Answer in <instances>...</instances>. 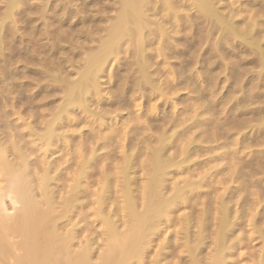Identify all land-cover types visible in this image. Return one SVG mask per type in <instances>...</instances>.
<instances>
[{"label":"bare ground","instance_id":"obj_1","mask_svg":"<svg viewBox=\"0 0 264 264\" xmlns=\"http://www.w3.org/2000/svg\"><path fill=\"white\" fill-rule=\"evenodd\" d=\"M32 1H34V3ZM32 1L4 0V6L2 9L0 8V124L3 123V127H5H2L3 129L0 128V172L4 173L1 175H5L3 178L4 181H6V183L4 182L5 185L1 186L0 184V259L1 256H7L12 253V246L10 247V244L6 243L7 240H5L7 234L9 236L10 233L14 234L13 232H19L25 234V237L23 236L24 240L22 242L20 241V244L18 243L19 248L24 249L27 254H25L27 259L25 257L23 264H44L48 261V257L41 256V254L36 257L32 256L30 253L33 250L32 247L30 251L31 246L36 248L42 247L43 249L45 247L47 248V246L54 244L53 242L56 241L55 237L57 236L52 235V231V234L39 233L40 229L44 228V222L46 223L48 220H46V218L49 213L44 214L43 211L42 214L41 210H38L39 204H37L38 206H36V203L33 204L35 201H33L32 193L34 192L31 190L32 185L30 186L29 183L31 184V180L36 182L39 194L44 197L42 201L44 199V201L46 200V204H49L48 201H50L49 199L51 198L47 196L48 194L46 192L48 191L47 183L49 182L47 177L49 178V173L55 170L56 165L47 164V155L51 150L59 147H62L59 148L60 150L66 151L68 150L69 143L76 141L75 149H77V151L71 153L73 155L72 157L75 159L76 167L75 171H73V175H71L72 182L70 183V187H72V184H79L78 182L80 179L77 178L78 175L85 174L87 176L88 170H91L93 165L96 167V164L103 163L102 165L100 164V170L98 171L100 173H97L99 174L97 183L100 190L99 192H93V195L95 192V195L97 194L95 196L97 201V209L95 212L100 217L101 223L105 226L106 233L109 235L113 234L114 237H118V234L115 235L117 232L116 228H118L121 223L130 224L128 226L132 229L129 230L127 227V231H129L128 234L124 230L125 228L123 229V232L127 234L126 240L123 236V239L118 240L121 245H119L117 241L110 245L111 248H118L119 246H121V249L123 246L125 249L127 248V250H125L127 253L123 249L125 255H123V253L122 256L137 255L139 252H143V250L138 247H136L138 249L130 247H133L135 243H140V241L137 242L139 238L142 240V237L146 235L144 233L142 236L141 233L146 230L149 231L153 227L155 228L154 225L156 224L153 220L156 219L153 218L157 217L158 219L160 215L166 218L164 221L166 226L175 223L174 220H180V224L178 223L180 225L179 235L181 234L182 237L186 238L184 243L186 249L189 251V255L191 254V259H193L192 256L194 255L192 254L197 251L198 247L197 243H192L194 244L193 246L192 244L190 245L191 241H188L189 236H191L189 233L191 219L187 215H182L180 218L176 216V219H174L175 216L173 217L172 215H175L173 212L180 209V207H190V204L194 206L196 202L200 203L198 200L212 188V190L215 191L212 199L215 203H213L214 206L210 208L213 207L212 210L214 209L212 218H214L213 229L215 245L213 248L214 251L213 253L211 252L212 254L209 258L211 259L209 260L210 264H220L223 255H227L233 250L236 251L243 245L246 247V240L252 239L251 237L255 235L254 233L261 239L262 248L260 249L262 250L261 253L259 251L256 252L255 255L260 253L258 254L260 258L258 257L259 260L256 262L257 255L256 259H253L256 263H253L264 264V230L259 226L261 223L264 225V205H262L259 211V205L261 201L264 200V179L262 180V178L259 177V179H256L254 177L255 180H253V175L250 173L253 172L254 174L255 171H251L252 168L245 171L247 168L243 166V159L239 156L242 147L247 146L248 143L251 144L250 140L249 142L246 140L248 136H241L240 133L234 136L236 135L235 132H233L234 135L232 133V131H237L241 127L239 118L241 117L242 120L244 111H239V107L245 106L246 104L243 102L245 101L246 103L248 100H244L243 98H241L243 100H239L240 98L237 97V101L231 103L232 105L227 107L226 104L230 101L226 100L229 98L227 97L224 98V100L222 98L220 105L218 104V100V103L213 100L216 90L207 96L205 91H203L205 85L201 84V81L207 83L209 80L207 75L211 78L215 77L213 71L214 69L217 70V68L223 71V73L226 71V74H228L231 70L233 74L236 73L237 75V72H234L238 69L237 67H239L237 63V67L234 69L235 65H233L232 68H228V65L222 62L223 54L227 55V51L225 53V44L227 42L231 43L234 40L250 48L251 50L249 49V51H253L255 54L253 52L250 53H253L254 56H259L255 59L256 61L260 60L259 70L261 67L263 70L264 51L261 48L263 45H260L261 39H259L263 31H258L260 27L256 28L259 21L256 20L258 21L256 22L254 20L251 23L250 20V24H246L242 27L243 25L240 24L241 22L239 20V13H242L244 9L242 6V8L239 7L238 4L234 6L239 0H117L115 4H117L116 8H118V10L116 11V15H114L115 17L113 16L112 20L108 18L109 20H107L108 22L106 21L105 25H103V23L101 24L102 26L99 25L97 27L95 25V28H98V32L97 30H95V32L92 28L82 30L83 27L80 30L79 28H75L76 30L73 28L75 32H72V26L68 30L65 28L66 31L64 29L63 31L61 30L64 32L62 34H65L62 35L64 37L62 38L64 40L70 39H68L69 41L67 40L68 43L73 41L75 44L77 40L75 39L74 41V36L76 38V36L79 37L80 35H84L85 39L89 40V42L81 43L77 41L81 43L79 46L71 42V44H68L71 47L64 48L57 42L58 39H60V35L58 34H61L58 32L57 34L55 33L58 35L57 41L52 35L50 44L48 43L49 45L43 42L39 45L37 42L32 52H29L25 49L28 48L27 46L24 48L19 47L13 39L8 41L7 37L16 34L17 29L20 30L16 24L19 23L21 27H27L30 21L28 18L31 13H36L37 16L40 15L41 17H39L42 18L44 13L47 12H45V5L50 0H38L39 3L37 2V5L35 4V0ZM246 6H250L249 8L251 9L252 5L249 4ZM244 8L248 9V7ZM75 14L79 16L80 12L77 11ZM243 15L242 17H244ZM57 16L58 15H56V20H53L55 16L53 19L50 16L52 21H56L57 28L58 24L61 25L63 22L67 23L72 17L70 12L64 13V15H62L63 17L58 19ZM84 20L85 19L81 17H77L72 23L74 25L78 22L84 24ZM52 21L49 22L51 27L55 25H51ZM94 21L91 22L92 24L90 25H93ZM242 22H244L243 19ZM46 27L44 26V28ZM60 28L62 29V26L59 27V30ZM38 30L39 29H37V33ZM22 31L21 33H23ZM26 31L29 30L27 29ZM31 31L32 32L29 31V34H34V31ZM48 32H50L51 35V30ZM53 32H55V30H53ZM42 34L46 33L44 32ZM94 35H97V42H95ZM32 36L30 37L32 38ZM59 42L61 41L59 40ZM65 42L66 41H64V43ZM204 44L206 47L203 46L205 47L204 50H202L203 52H201V50L197 51L199 48L197 49L195 45L202 46ZM62 45H64L63 42ZM75 48H79V50L75 51ZM64 52L66 56H63ZM206 52L209 53V55L205 54ZM228 55H230V53ZM35 56H37V59H39V56V60L43 59L46 63L50 61V63L54 65V67L50 65V68L53 67L51 73L48 74L47 72L46 74L49 75L52 82L59 84L58 87L54 85V88H58L57 90L59 91H43V94H39L40 99L38 101L41 102L40 106L46 105L48 103L46 99L54 95V93L55 95L59 94V100L56 104H53V106L50 105L52 107L44 110L45 112L41 113V115L40 113L38 114V116L40 115L41 117L39 120V131H36L37 129L35 130L31 126H27L28 135L35 136L40 145L38 151L42 153L39 155V158L37 156L38 160L35 161L36 168L41 171V173L40 175L33 176V174L30 175L28 171L21 169L24 166V168L27 169L25 165L27 161L25 160L26 158L24 159L25 156L22 154V147H20L21 143L19 141L21 137L25 135H23L24 133L22 134L20 132L19 134L18 132L19 136L17 137V126L20 124H15L13 120L7 121L6 117L13 115L17 103L19 101L22 103L23 101H21V99H24L20 96L23 93L18 90V83L16 84L18 73H23L24 71L22 72V70L24 69L18 72L20 69L16 66V63L22 60L25 64L29 65ZM174 57L179 58V61L177 64L174 62L172 65L170 60L171 58L174 59ZM236 60L238 61V59ZM250 62H252V59ZM42 63L39 61V64L42 65ZM66 64H69V66L75 64L77 68L66 70V68L64 69ZM122 65L125 67L124 73H122V70H119ZM69 66L67 65L68 68ZM25 68L27 73L34 72L32 70L33 68ZM199 69H202L203 72L198 74L197 71ZM24 73L22 75H24ZM27 73H25V76H27ZM42 73L45 74L44 72ZM232 73L230 74L232 75ZM206 76L207 79L200 81V77L202 79ZM251 79H253V76ZM207 84L211 83L208 82ZM109 85H116L119 91H115L116 88L112 91H103L105 87ZM183 86L191 90L189 91V93L191 92L190 96L181 97V91H171V89L174 90V88L180 90ZM157 97L162 98L160 104H149L151 100ZM30 98L31 97L26 99V101L24 100L25 103L29 104ZM138 100L140 101L138 102ZM144 102L150 106L148 109L141 106ZM179 103L183 106L174 111V107L176 104L179 105ZM165 104L171 106L167 111L164 107ZM6 107H9V110H5L4 108ZM237 109L240 117L235 116L238 112L235 113ZM123 111H126V116L123 115ZM242 112L243 114L241 115ZM215 113L222 115L224 119L222 117L221 119H223V121L221 119L216 120L219 116L217 117ZM232 113L233 115L235 113V115L231 118ZM228 117L230 119H235L234 117H236L238 123L232 122ZM4 118H6L5 122ZM20 122L21 125L24 123L23 118ZM257 125L261 124L259 123ZM20 127L21 126H19V128ZM84 127L88 130L86 134H83L81 131ZM262 128L263 131L264 125ZM255 129L256 132H258L257 128ZM236 133H238V131ZM33 138H31V143H33ZM251 141L253 142V136L251 137ZM90 143L93 144L91 145ZM30 148L32 150L31 146ZM96 149L102 151V154L98 156L97 159L94 158ZM9 153L13 157L12 162L7 161V154ZM263 156L264 155H262V157ZM115 160L116 162L114 164L113 161ZM249 160L245 161V165L248 166V164L251 163ZM111 161L113 162V169L108 167L109 170H107L106 164ZM134 165L136 167L134 170H139L142 176L145 177V179H143L140 175V178H142L140 179L138 176V181L140 179V182H136L137 179H135V176L133 177V175H135V172L134 174L132 173L134 171ZM250 167L249 165V168ZM19 168L21 170H19ZM110 169L112 171L109 173ZM109 174L110 176L112 174L113 177L112 182L114 184L112 188L115 189L116 192V195H113L114 197H110L113 190L112 192L109 191L112 184L111 181H109L112 179V177H109ZM181 174L185 176L187 174V176H183L184 178L181 176L182 179L179 177L181 179V181L179 179V182L174 180L173 177ZM1 175L0 177H2ZM195 175L198 176L195 177ZM245 175L249 178H253H251L252 180L249 179L250 181L247 182L249 183L248 185H257L260 187H255L257 188L255 189L257 192L253 190L254 186H252V190L249 188V193L252 192L248 196V193L245 192L246 188H248L247 185V187L245 186L246 182L244 183ZM168 178H173V181L168 180L169 184L172 182L171 186L168 185L170 189H166L168 188L166 187V179ZM177 178L178 177L175 179ZM235 181L239 185L234 188L230 187L231 189L228 190L231 184H235ZM241 183L246 188L240 185ZM219 185H223V192H221L222 190H220ZM216 189L220 190L218 194ZM227 190L229 193H226ZM163 191H165V193ZM235 193H238L236 195L239 197L235 198ZM251 194L252 196H250ZM209 195L210 194H206L207 199L212 198V196L209 198ZM215 196L216 198H214ZM232 197L236 200H232ZM110 198L112 200L111 203L113 202L112 204H114L115 202L116 205L114 204V206H117L116 211L118 210V212L115 211L117 215L119 211L120 214L123 213L122 216L120 215L121 217L118 215V219L120 218L119 221L116 220L117 215L113 212V215H116V219L114 218V220H116V222H121L118 223L119 225L115 222L116 228L114 220L111 221L112 218L109 211L106 214V210H104L105 208L103 207L104 203L110 202ZM113 198L115 199L113 200ZM206 198L204 199L206 200ZM5 199H9V203H11L13 207H15L14 205L16 202L27 205L25 207L27 211L25 213L20 212L21 214L15 213L16 216L11 215V217L9 215L7 216V214L5 215L3 212L4 206H2ZM205 200L202 202L207 203V200ZM232 201H234L233 204L235 206L232 204ZM136 202H139V207L141 206L142 208H140L141 210L139 212L141 213L143 209H146L145 212L148 214H139V212H137L138 210H135L137 207L135 206ZM230 203L232 204V208L233 206L235 207L233 214L231 213L233 209H230ZM200 204L199 206L202 207L203 204ZM205 205L199 208V211L197 210L198 208L196 209L198 218L195 220L197 222H194L196 227L198 226V232H196V235L194 233L197 238L194 237L195 240H199L198 238L204 233L203 229H205L206 217H210L207 212L210 211L209 206L212 205V203L209 205L207 204L208 211ZM192 208H196V205ZM50 219H52V217ZM50 219L48 221H50ZM246 221L248 223L245 225H249L248 227H251V231L244 235H238L240 234L239 232L235 234L236 237L232 238V236L230 238L229 235H233L234 228L237 227L242 230ZM158 222L157 220L156 223L158 224ZM47 223L49 224L50 222ZM131 224H134L133 226L135 227L133 228ZM37 227L39 228L37 233L40 234V236H35L34 234L35 237L32 238L31 235L33 234L31 231ZM48 230L46 227L45 232ZM33 231V233H36L35 230ZM148 231H146V233L149 234L150 231ZM120 232L122 234V231L117 233ZM145 238L146 236L144 239ZM144 239L142 241H144ZM122 240L124 241L123 243H121ZM227 241H229L228 244ZM36 248L33 250L34 253L36 252ZM41 249H38L37 252ZM37 252L35 253L36 255ZM197 253L200 252L198 251ZM119 257L121 259L123 258L121 256ZM121 259H105L104 263L115 264V262ZM196 259L198 260L199 257L195 258V260ZM25 260L27 261L25 262ZM79 260L81 261L82 259L72 260L74 262L73 264H78L77 262ZM195 260H191V264H196L193 263V261L197 262V260ZM232 260L233 258L229 262H232ZM72 261L67 263L72 264ZM223 261L226 262L225 260ZM224 262H221V264H225ZM197 264H201V261L198 260Z\"/></svg>","mask_w":264,"mask_h":264},{"label":"rangeland","instance_id":"obj_2","mask_svg":"<svg viewBox=\"0 0 264 264\" xmlns=\"http://www.w3.org/2000/svg\"><path fill=\"white\" fill-rule=\"evenodd\" d=\"M32 2L34 3V1H32ZM37 2L39 3L38 0L37 1L35 0V4L36 5L38 4ZM115 3H117V0H50L47 3L48 6H47V4L45 5V12L46 11L47 12L44 13V16L42 18H40L41 17L40 15L37 16L36 13L35 14L31 13L29 15V18H28V16H27V18H28V20H30V21L32 20V21H31V23L29 21V24H28L27 27L24 28V27H21L19 23L16 24V25H18V27H19V29L21 31L23 30L22 31L23 33H21V31L17 29V33L14 34L15 36L14 35L13 36H9V37H7V39H8V41L13 39L15 41V43L17 45H19V47H23L24 48V47L27 46L28 48H25V49H27L29 52H32V50L35 48V45H36L35 43L38 42L37 44H39V45L42 44V42L44 44H48V43L50 44V38H51L52 35H53L52 36L53 38L55 37L54 39H56V41L58 39V35H60L59 36L60 39H58V41H57L58 44H60L61 47L63 46L64 48H68L70 46L68 44H71V42H72V44H74V42L70 41L68 43V41L70 40L69 38H68L69 40L67 39L68 41L66 39L65 40L63 39L64 37L62 35H65V34H62V33H64V32H62L63 29L66 31V29L68 30L72 26V28H71L72 32H75V31H73V28H74V30H76L78 28L80 30V29H82V27H83L82 30H86V29L92 28V30L94 29V31L97 30V32H98V28H95V25L97 27L99 25L102 26L101 25L102 23H103V25H105L107 20H109V19L112 20L113 16L116 15V11L118 10V8H116L117 4H115ZM248 3L250 5H252L251 9L249 8L250 6H246V5H249ZM3 4H4V0H0V8L1 9L4 6ZM237 4L239 5V7L242 6L243 9H244V10L242 9L243 10V12L241 11L242 13H239L240 14L239 20L241 22L240 24L243 25L242 27H244L246 24H250V22H249L250 20H251V23L254 20L255 21L256 20L259 21V22L256 21V22H258L256 28L260 27L261 29L259 28L258 31L259 30L263 31V32L261 31L262 33H261L259 39H261L260 40V45L261 46L263 45L261 48L264 51V48H263L264 47V30H263L264 29V0H252V1L251 0H241V1L239 0L238 2H236L234 4V6H237ZM43 6H44V4H43ZM244 7H246V8L248 7V9H245ZM77 11L80 12L79 16L78 15L76 16V14H75ZM244 11H245L246 14L244 13ZM66 12H70L72 17L69 19V21L67 23L63 22L61 25L58 24V28H57V25L55 23L56 21H52L50 19V16H51L52 19L55 16V19H53V20H56V15H58L57 16V19H58L60 17H63L62 15H64V13H66ZM51 13L53 14V16H52ZM242 15L245 18L242 17ZM256 16H258V17H256ZM77 17H81V18L85 19L84 20L85 23L83 24V23L78 22V23H76L74 25L72 22H74L77 19ZM240 17H241V19H240ZM252 17H253V19H252ZM242 19L244 20V22H242ZM49 20L52 21L51 25L55 24L54 25L55 27L54 26L51 27L49 25V22H50ZM93 21H94L93 25H90V24H92L91 22H93ZM262 24H263V26H262ZM44 26L45 27L47 26V27L44 28ZM60 26H62V29L60 28V30H59ZM26 28L30 32H32L31 30L34 31V34H32L33 36L31 34H29L30 33L29 31H26L27 30ZM37 29H39V30L41 29L40 30L41 32L38 30V33H37ZM52 29L55 30V32H53ZM50 30L53 33V34L51 33V35H50V32H48ZM44 32L46 34H42ZM58 32H60L61 34L56 35ZM38 34H40V35H38ZM41 35H43V36H41ZM55 35L57 36V38H56ZM27 36L28 37L32 36V38L31 37L28 38ZM94 38H95V42H97L96 41L97 35H94ZM21 39H22V41H21ZM61 39H63V40H61ZM75 39L77 41H80L81 43L82 42H86V43L89 42V40L85 39L84 35H80L79 37L76 36V38L74 36V41H75ZM59 40L61 42H59ZM64 41H66V42L64 43ZM77 41H75L74 45L79 46L81 43L77 42ZM62 42H63L64 45H62ZM238 42L235 41V40L233 42H231V43L227 42L228 44L227 43L225 44V53L227 51V55L223 54L224 57L222 56V62L227 64L228 68H232L233 65H235L234 66V69H235L237 67L236 66V63H237V65L239 67H237L238 69L236 71H234V72H237V75H236V73L233 74L231 72V70L229 71L228 74H226L227 72L224 71V73H225L224 74L223 71H220L217 68V70L214 69V71H213V73L215 74V77L211 78L209 75H207L208 79L210 80V81L208 80L207 83L209 82L211 84H207V83H205V81H201L203 79H207V76L205 78H202V79L200 77V81L202 82L201 84L205 85L203 91H205L207 96L211 92H214V90H216L214 92L213 100H215L216 102L218 100L219 103L218 102L217 103L220 104V105H221V102H222V98L224 100V98H227V97L230 98V99L229 98L226 99L227 101L230 100L229 103L227 102L228 104H226L227 107L232 105L231 103L236 102L237 101V97L240 98V99L238 98L239 100H243V99L244 100H248V101H246V103H245V101L243 102L244 104H246L245 106L239 107V111H244V114H245L244 115L243 112L241 113V115L242 114L244 115V116L242 115V120H241L240 114H238L239 113L238 109L235 110V113L237 111L238 112L236 113V115L234 113V115L240 117V118L239 117H237V118H239L240 119L239 121H241L240 122L241 127L239 129L240 131L237 130L238 133H236L237 131H232V133L235 132L236 135H234V133H233L234 136H237L239 133H240L241 136H248L246 140L248 142L250 140L251 144L248 143L247 146L242 147V151H240L239 156L241 157V159H243L242 160V162H244V163H242L243 166L247 168L246 170L244 168V170L247 171L248 169L252 168L251 171H255L254 174H253V172L250 173V174L253 175L252 177L253 178L255 177L256 179L259 177V178H262V180H263L264 179V172H263L264 171V156L262 157V155H264V153H263V151H264V130L262 131V129H263L262 127L264 125L263 124L264 123V119H263L264 118L263 117L264 116V98H263L264 97V81H263L264 80V67H263V70H262V67H261V69H260L261 72H260V70H259V68H260L259 67L260 60L257 59L258 61H256V59H255V58L259 57L257 55V53H256L257 56H254L255 53L253 51H249L250 48H247L246 45H245L246 47L243 46L244 44L242 45V43L240 44V42L238 44ZM39 45H37V46H39ZM231 45H232V47H231ZM203 46L206 47L205 44L202 45V46L195 45V47L197 49L199 48L197 51L201 50V52H203L202 50H204V48H205ZM244 49H246V50H244ZM65 50H68V49H65ZM78 50H79V48H77V49L75 48V51H78ZM65 52L63 53L64 55L62 54L63 56H66ZM236 52H237V54H236ZM250 52H253L254 54L253 53L251 54ZM229 53H230V55H228ZM205 54L209 55V53H207V52ZM38 58L40 59L39 56H38ZM35 59H36V61H35ZM39 59H37V56L33 57L31 62L29 61L32 64L29 63V65L25 64V62H23L22 60L19 61L21 63H19V62L16 63L17 64L16 66L20 69V70H18V72L21 71V69H24V70H22V72L24 71L25 73H27L25 67H29L30 69L33 68L32 70L34 72H31V73L28 72L29 74L27 73V76H25L26 74L24 72H23L24 75H22L23 73H20V72L18 73V75L16 77V84L18 83L17 84L18 85L17 86L18 90L21 91V93H23L20 96L22 98H24V99H21V101H23L22 103L19 101L18 102L19 104L17 103V105L15 106V108H14L15 113L13 115H10V116L6 117L7 121H12L13 120L15 124H20L19 126H21L20 128H19V126H17V129H18L17 130V137L19 136L20 132L22 134L24 133L23 135H25V136L21 137L22 140L20 139L19 141L21 143L20 147H22V149H21L22 150V154H23V156H25L24 159L26 158L25 160L27 161V162H25V165L27 166L26 167L27 169L24 168L25 166L24 167L22 166L24 169L21 168V166H20V168L22 170L28 171V173L30 175L33 174V176L34 175H38V174L40 175V173H41V171H39L36 168V162L35 161L38 160L37 156L39 158V155L42 154V153H40V151H38V148H39L40 145H39L37 139L35 138V136H29L28 135L27 126H31L33 129H35V130L37 129L36 131H39L40 130L39 120L41 118L40 117L41 113L45 112L44 110H47L48 108L52 107L53 104H56L57 101L59 100V94L55 95V93H54V95H52V96H50L49 98L46 99V101L48 102L46 105L40 106L41 102L38 101L40 99L39 94H41V93L43 94V91H50V90L51 91H56L58 88H54V85H56V87H58L59 84H55L54 82H52V80L50 79V77L48 75L49 73H51V71H52L51 69H53L54 65H52L50 63V61L48 63H46L45 60H43V59L39 60ZM236 59H238V61ZM251 59H252L253 63L250 62ZM38 60L40 61V63L43 62L42 65L39 64ZM170 61H171L172 65H173L174 62H176L175 64H177L178 61H179V58H175L174 57V59L171 58ZM50 65H52L53 67L50 68ZM67 65L69 66V64H66V66L64 67V69L66 68V70L67 69H71V68H77V65H75V64L73 66L70 65L69 68L67 67ZM41 68H42V71H41ZM38 69H39V71H38ZM35 70L37 71V73H36ZM119 70H122L123 72L122 71H120V72L124 73L125 67L122 65L121 69H119ZM42 72H44L45 74H43ZM47 72H48V74H46ZM201 72H203L202 69H199L197 71L198 74L201 73ZM238 72H240V73H238ZM230 73H232V75ZM39 75H40V77H39ZM119 75H120V73H119ZM227 75H228V77H227ZM242 75H244V76H242ZM36 76H38V77H36ZM45 76L46 77L48 76L49 79H48V77L46 78ZM252 76H253V79H251ZM219 77H220V79H219ZM236 79H238V80H236ZM19 83H20V85H19ZM215 83L216 84L219 83V84L216 85ZM107 87H108V89H107ZM107 87H105V89L103 91H105V92L106 91H112L114 88H116L115 91L116 90L119 91V89H117L116 85H113V86L109 85ZM218 87H220V88H218ZM178 88H180V87H178ZM183 88L181 87L180 90L177 89V88H174V90L171 89V91H176V90L177 91H181L180 92L181 94L179 93L181 97H188V95L190 96L191 92L189 93V91H191V90L189 88H187V87H184V86H183ZM24 89H25V91H24ZM228 89H230V90H228ZM57 91H59V90H57ZM166 91H170V90H166ZM232 91H235V92H232ZM228 93H230V94H228ZM168 94H170V93H168ZM27 97L28 98L31 97L29 104L25 103L26 99H28ZM241 98H243V99H241ZM31 100H33V101H31ZM139 101L140 100H138V102ZM161 102H162V98L161 97H157V98L151 100L149 104H153V103L160 104ZM146 104L147 103L144 102L143 105H141V106L143 108H147L148 109L150 106H148V104L147 105ZM218 104H217V106H218ZM5 105H6V103H5ZM50 105H52V106H50ZM181 106H183L181 103H179V105L176 104V106L174 107L173 110L175 111L177 108H180ZM164 107H165L166 111L168 110V108L169 109L171 108V106H168V104H165ZM4 109L5 110H9V107H6ZM251 110H252V113H251ZM125 112L123 113L124 116L127 115ZM39 113H40V115L38 116ZM234 115H233V113H232V116L230 114L231 118ZM216 116L217 117L219 116L218 119H216V120L221 119V117L223 118V116L218 114V113L216 114ZM6 118H4V122H5ZM22 118H23V122H24L22 124L23 126L21 125V122H20L22 120ZM234 118L235 119H230V118L229 119L232 122L238 123L236 121L237 120L236 117H234ZM223 119H221V120L223 121ZM231 121H229V122H231ZM257 121L261 125H257V124H259ZM261 122H263V123H261ZM35 124H36V126H35ZM246 124H247V126H246ZM3 126H4L3 123L0 124V128L1 129L5 128ZM33 126H35V127H33ZM251 126H253V127H251ZM255 128H257L258 132H256ZM81 131H82L83 134H86L88 130H87V128L84 127V128L81 129ZM18 132H19V134H18ZM249 136H251V137L253 136V142L251 141V137H249ZM31 138H33V143H31L32 142ZM90 144L92 145L93 143H90ZM75 145H76V141L70 142L68 150H66V151L65 150H60L59 148H62V147H59L57 149L51 150L50 153H48V155H47V160H46L47 164L48 165H53V164L56 165L55 166V170H52L49 173V175H50L49 178L47 177L49 182L47 183L48 191H46V192L48 194L47 196H50L49 198H51V199H49L50 201H48L49 204H46V202H45L46 200L44 201V199H43L44 202L42 201V198H44V197H42L39 194L38 187L36 186L37 185L36 182H33L34 180L33 181L31 180V184L29 183L30 186L32 185L31 186L32 188L30 187L31 190L34 192V193L31 192L33 201H35V202L32 201L33 204L36 203V206H38L37 204H39L38 210L39 211L41 210L42 214H43V211H44V214L49 213L48 217H50V216L52 217V219H50L51 217L50 218H48V217L46 218V220L50 219V221L47 220L46 223L44 222V224H45L44 228L45 229L42 228L39 231L38 230L39 228L37 227L36 229H33V230H35L36 233L39 231V233L41 232L42 234L51 233V231H52L53 234L52 233L51 234L57 236V237L54 236L56 241L53 242L54 244L49 245L50 248H49V246H47V248L45 247L44 249L42 247L36 248L34 246H31L30 247V251H31L32 247H33V250H35L34 248H36V252H37L38 249L42 248L41 250H39L37 252V255L35 254L36 252L34 253L33 250L31 252L29 251L32 254V256L38 257V255L41 254V256L43 255L45 257H48V261L46 263H44V264H68L69 261H72V260L74 261V259H76V260L77 259H82L83 260V261L79 260L77 262L78 264H105L104 263L105 259H112V258L121 259L119 256H121L123 258L121 260H118L119 262L118 261L115 262V264H191V260H195V258H198V257H199L198 260L201 261V264H208V263L210 264L209 260H211V259H209V258H210L211 254L214 251L213 248H214V245H215L214 244V229H213L214 228V224H213L214 223V220H213L214 218H212L213 215H214V213H213L214 209L212 210L213 207L210 208L211 206H214L213 203H215V202H213L214 200H212L213 196H214V193H215V191H213L212 188H210L208 190V193L205 191L206 193L203 194L205 197L202 196L198 200V201H200V203L203 204L204 202H202V201H204L205 200L204 198L207 197L206 194L207 195L210 194L209 198H210V196H212V198H210V199L206 198V200H207V203L205 202L206 205H205V203L203 204V206L204 205L206 206L207 211H208V207L207 206L210 203H212V205L209 206V208H210L209 210L210 211L207 212V214H209L208 216H210L212 220L210 219V217H206V221H205L206 224H205L204 228L205 229L207 228V229L206 230L203 229L204 233L201 236L202 238L200 237L201 239L198 238L199 240H195V238H196L195 235L197 234L196 232H198L197 231V229H198L197 227L198 226L196 227V224H195V222H197L195 220H197V218H198V214H197L196 209L198 208L197 210L199 211V208L203 207V206L202 207L199 206V205H201L200 203H198V202L195 203L196 208H192V207H195V205L193 206V204H190L192 207L191 206L190 207L189 206H185L183 208L180 207V209H177L175 212H173L175 215H172L173 217L175 216L174 219H176V216L178 218H180V216H182V215L183 216L187 215L191 219V224L189 225V233H190L191 236H189L190 239L188 238V241H191V243L189 242L190 245L192 243H197V247L199 248V250L197 248V251L194 254H192V255H194V256H192L193 259H191V254L189 255V251L186 249V246H185V243H184L186 238L182 237L181 234L179 235L180 220H178V219L174 220L175 223H172V225L170 224V225L166 226L164 224V221H165L166 218H164V216L162 217L160 215L158 216V219H157V217L153 218V219H156V220H153V221H155V224H156V225H154L155 228L154 227L151 228V230H149L150 232L148 230H146V231L149 232V234L146 233V231L141 233V235L144 234V233L146 234L144 236L142 235L143 237L140 236L143 239L146 236L144 241H142L143 239L141 240V238H139V240L137 242L140 241V243L139 244L135 243L136 245L134 244L133 247H130V248H135V249L140 248L141 250H143V252L141 251V252H139L140 254L139 253L137 255L136 254H134V255L132 254V255H129V256L126 255L124 257V256H122V254L124 253L125 250H127V248L125 249L124 246H123L122 249H121V246H119L118 248H111V246H110L113 242L116 243V241H117V243L119 245H121L118 242V240L123 239V236L125 237L124 239L126 240L127 234L129 233V231H127L128 230L127 227L129 228V230L132 229V228H130L128 226V225H130L129 223L127 225V223L124 224V223L119 222L120 218L118 219V215L122 216L123 213L121 212L122 214H120V211H119V214L117 215V213H116V212H118V210L116 211V209H117L116 207L117 206H114L115 202H114V204H112L113 202L111 203V201H112L111 198L109 200L110 202L107 201L108 203H106V204L104 203L103 204L104 205L103 207L105 208L104 210H106V214L109 211V214L111 215V218H112V219L110 218L111 221L114 220V218L116 219V215H117V219L116 220H119V221L116 222V220H114V223L116 222L117 225H119L118 223H121L118 226V228H116V223H115L116 231L117 232L122 231V234H121V232L120 233L116 232V234H115V235L118 234V237L121 235L120 237H122V238H120V237L118 238L117 236H116L117 237L116 238V237H114L113 234L109 235V234L106 233L107 231H106L105 226L101 223V220L99 219L100 217L95 212L96 209H97L96 208L97 201L95 199V196L97 194L95 195V193L99 192V190H100V188L98 187V183H97L98 178H99L98 177L99 174H97V173H100V172H98L100 170L99 169L100 168V164L102 165L103 163L101 162V163L96 164V167H95V165H93L94 168L93 167L92 168L94 170L92 168H91V170L89 169L88 172H87V176L85 174H82L80 176L78 175L77 178L80 179V181L78 182L79 184L78 185L77 184H74V185L72 184V187H70V183L72 182L71 181V179H72L71 175H73V173H74L73 171H75V167H76L75 166V159L72 157L73 155L71 154V153H74V152L77 151V149H75V147H76ZM30 146L32 147V150H31ZM26 147H27V149H26ZM101 154H102V151L100 149H96L94 158L97 159L98 156H100ZM7 155H8L7 156L8 158L6 157L7 161L12 162L13 157L10 155V153L7 154ZM249 159H251V160H249ZM248 160L251 163L248 164V166H247V165H245V161H248ZM253 161H254V163L256 162L255 163L256 165L253 163ZM259 161H261V162H259ZM113 162L115 164L116 160L113 161ZM113 162L111 161V162H108L106 164L107 170H109V168L113 169L112 168L113 167V164H112ZM109 163H110V165H109ZM70 165H71V167H70ZM249 165L251 166L250 168H249ZM134 167H135V165H134ZM134 167H133V170L136 169V167L135 168ZM20 168H19V170H21ZM111 169H110L109 173L112 171ZM134 172H135V175H133ZM132 173L131 174L133 175V177L135 176V179H137V181L135 180L136 182H140L141 181L140 179H142V178H140V175H141V177H143V179H145V177L142 176V174L140 173L139 170H134ZM1 174H4V173L0 172V175ZM1 176L2 177H0V184L2 186V185H5L6 181H4V178H3V176H5V175H1ZM33 176H31V177H33ZM138 176L140 178L139 181H138ZM181 176L183 177L185 175L181 174L179 176H176V177H178L177 179H175L176 177H173V178H174V180H177V182H179V179H180L179 177H181ZM186 176H187V174H186ZM197 176L198 175H195V177H197ZM245 176H244V179H245L244 183L246 182L245 186L247 185L248 188H246L247 186L245 187V186L242 185L243 182L240 185L245 187L246 190L248 189L247 190L248 192L245 190V192L248 193L247 194V196H248L252 192L251 191L249 193V191H250L249 188H251V190H252V186H254L253 187L254 188L253 189L254 192H257V190H255V189H257V188H255L257 185H251V186L248 185L249 183H247V182H249L253 178L251 176L250 177L252 179L247 177V176L245 178ZM109 177H112V174H111V176L109 174ZM182 177H181V179H182ZM173 178L166 179V183L167 184L166 183L165 184L167 185L166 187H168V188L165 187L166 189H170L169 187L171 186L172 182L169 184L168 180L169 181H173ZM247 178H248V180H247ZM255 178L253 180H255ZM181 179H180V181H181ZM109 181H111V183H112L111 184V188H109V191L112 192V190H113V193L110 195V197H114L113 195H116L115 194L116 192H115V189L112 188V185L114 184L112 182L113 181V177ZM109 185H110V182H109ZM168 185H170V186H168ZM237 185H239V184L236 183V181H235V184H231V186H229L228 190H230L232 187L233 188L236 187ZM69 187H70V189H69ZM257 187L260 188L259 186H257ZM165 188H164V190H165ZM219 188H220V190H222L221 192H223V190H224L223 189V185L222 186L219 185ZM224 188H225V186H224ZM220 190L216 189L217 194H218V192ZM228 190L226 191V193L227 192L229 193ZM94 191H96V192L93 195ZM165 191H163V192L165 193ZM243 192H242V194H243ZM164 193H163V195H164ZM219 194H221V193H219ZM236 194H238V193H235L234 197L235 198L239 197ZM250 196H252V194ZM165 197H167V196H165ZM234 197H232L233 198L232 200H234ZM214 198H216V196ZM114 199L115 198H113V200ZM210 201H212V202H210ZM234 201H232V204L234 203ZM9 202H10L9 199H5L4 202H3L4 204L2 205V206H4L3 212L5 213V215L7 214V216L9 215L11 217V215L16 216L15 213L21 214L20 212H24L25 213L27 211V209L25 208L27 205H25V204H23L21 202H16L15 205H14L15 207H13V206H11V203H9ZM41 202H43V203H41ZM139 202H136V205H135V206H137L136 209H135V210H138L137 212H139L142 209L141 206L139 207V204H140ZM137 203H138V205H137ZM232 204L230 203V206H231L230 209H233V211L231 210V213L233 214L235 205L233 204L234 206L232 208ZM262 205H264V200L261 201V203L259 205V211L261 210ZM137 208H139V209H137ZM142 211L145 212L146 209H143ZM113 212L116 213V215L114 214L115 216L113 215ZM143 212H141V213L139 212V214H148L146 212L145 213H143ZM157 220L159 221L158 224L156 223ZM47 222H50V223L48 224ZM131 223H132V220H131ZM247 223H248L247 221L244 223V227L245 228L243 226H241V227H243L242 230L237 228V227H235L234 230H233V235H231V234L229 235L230 238L232 236H233L232 238L236 237L235 234H238L239 232H240V234H238V235H244V234H247V232H250L251 231L250 230L251 227L249 228L248 227L249 225L246 226L245 224H247ZM46 225H48V226H46ZM133 225L131 224V226H133ZM45 226L47 227V230L49 229L46 232H45V230H46ZM259 226H261V228L264 230V225L262 223L259 224ZM134 227L135 226H133V228ZM236 228H237V230H236ZM117 229H119V230H117ZM123 229L126 231L127 234L123 232ZM33 230L31 231V233L33 235H31V233H30L32 238L35 237V236H38V235L40 236L41 233L40 234L33 233L34 232ZM235 230H236V232H235ZM2 232H3V230H2ZM13 233L14 234L10 233L9 236L7 234L8 237L7 236L5 237V240H7L6 243L10 244V247L12 246V248H11L12 249V251H11L12 253H10L11 255L9 254L7 256H3V257L1 256V259H0L1 263L0 264H3V263L4 264H23L25 257L27 259L26 251L24 249H22V248H19V244L24 240L23 238L25 237V234L19 233V232H13ZM194 233H195V235H194ZM34 234H35V236H34ZM254 234H255V235H253L254 237L253 236L251 237L252 239H247L246 242H245V243H247L249 245L246 244V247L243 245L244 246V247L242 246L243 248L240 247L236 251H234V250L232 251L231 250L232 252H229V254L223 255L222 257L224 259L223 258L222 259L225 260L226 262H224L221 259L220 264H221V262H224L225 264H227V261H228V264H230V263H232V264H252L254 262L253 259L254 258L256 259V256L258 254H260L261 250H262V249H260V248H262L261 239L257 236L256 233H254ZM123 242L124 241L122 240L121 243H123ZM228 242L229 241H227V244H228ZM192 245L194 246V244H192ZM51 246H52V248H51ZM136 247H138V248H136ZM123 249H124V251H123ZM198 251L200 253H197ZM258 251L260 253L255 255L256 252H258ZM236 254H237V256H236ZM123 255H125V253ZM258 257H259V255L257 256V259L255 260L256 262H257V260H259ZM232 258H233L232 262H229V261H231ZM198 260H197V262H198ZM26 261L27 260H25V262ZM73 261H72V264L74 263ZM197 262L193 261V263H196V264H197ZM256 262H254V263H256Z\"/></svg>","mask_w":264,"mask_h":264}]
</instances>
